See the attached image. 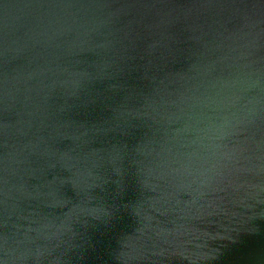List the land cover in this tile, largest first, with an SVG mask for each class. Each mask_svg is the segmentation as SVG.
I'll list each match as a JSON object with an SVG mask.
<instances>
[{
  "label": "water",
  "instance_id": "water-1",
  "mask_svg": "<svg viewBox=\"0 0 264 264\" xmlns=\"http://www.w3.org/2000/svg\"><path fill=\"white\" fill-rule=\"evenodd\" d=\"M0 264H264V0H0Z\"/></svg>",
  "mask_w": 264,
  "mask_h": 264
}]
</instances>
